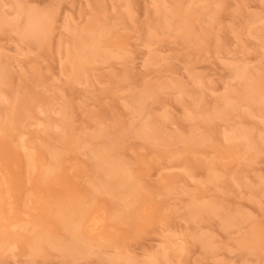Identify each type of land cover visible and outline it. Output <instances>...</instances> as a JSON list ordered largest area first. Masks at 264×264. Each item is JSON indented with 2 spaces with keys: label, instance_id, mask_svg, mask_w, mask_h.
<instances>
[{
  "label": "rangeland",
  "instance_id": "374dc122",
  "mask_svg": "<svg viewBox=\"0 0 264 264\" xmlns=\"http://www.w3.org/2000/svg\"><path fill=\"white\" fill-rule=\"evenodd\" d=\"M163 1L0 0V264H264V0ZM175 6L188 36L163 22ZM27 13L46 34L22 37ZM83 37L98 56L77 55ZM250 83L259 101L235 105ZM205 124L220 134L193 144ZM99 154L133 186L109 190ZM193 201L212 208L191 219ZM64 213L88 254L61 249Z\"/></svg>",
  "mask_w": 264,
  "mask_h": 264
},
{
  "label": "bare ground",
  "instance_id": "6f19581e",
  "mask_svg": "<svg viewBox=\"0 0 264 264\" xmlns=\"http://www.w3.org/2000/svg\"><path fill=\"white\" fill-rule=\"evenodd\" d=\"M98 1V0H97ZM166 1V0H165ZM165 1H163V2H165ZM183 1V0H182ZM191 1V0H190ZM194 1V0H193ZM198 1V0H197ZM158 2V1H157ZM178 1L176 0V3H177ZM179 2H181V0H179ZM223 2H224V0H217V4L219 5H221V4H223ZM168 3V2H167ZM183 2H181V4H182ZM192 3V5H193V3H196V1H194V2H191ZM96 4V3H95ZM158 4H159V2H158ZM157 4V5H158ZM161 4H162V2H161ZM180 4V5H181ZM166 5V2H165V4H164V6ZM179 5V4H178ZM179 5V6H180ZM184 5V4H183ZM182 5V6H183ZM195 5V4H194ZM168 6V5H167ZM179 6L178 7H176V9L172 12V13H170V16L169 17H166V15H164L166 18H164V16L162 17V18H164L163 20V22L165 23V25H166V27L169 29V27H173V25H171L172 24V22L173 21H171L173 18H177L176 20H174L175 22H174V24L176 23V25H179V23L178 22H176V21H179L180 22V25L178 26V28L177 29H175L176 30V32H178L179 34H181V35H189V34H191L190 32H193L194 31V28H193V26H192V20H190L189 19V17H185V15L187 14V15H189L188 14V12H184L183 11V8L184 7H182V10H181V12H184V13H180V8H179ZM96 7H99V5H98V3H97V5H96ZM193 7V6H192ZM162 8H163V6H162ZM160 9L161 11H166L167 12V10H169L170 8H169V6L168 7H165V8H163V9ZM169 8V9H168ZM172 8H174V7H172ZM189 9H191V7L189 8ZM99 10V9H98ZM185 14V15H184ZM184 15V16H183ZM186 15V16H187ZM256 16H258V14L256 15ZM49 17V16H48ZM48 17H45V16H38V15H36L35 13H27V16H25V20H24V26L22 27V37L25 39V38H30V37H32V38H36L37 37V35L38 34H40V32H42L43 34L42 35H44V33L46 34V32L48 31V28H47V25L49 24H47V21H49L48 19ZM48 18V19H47ZM191 18H192V16H191ZM260 18V17H259ZM253 19H256V17L254 16V18ZM199 20V19H198ZM261 19H259V21H260ZM195 21H196V19H195ZM194 21V22H195ZM255 21V20H254ZM257 21H258V18H257ZM257 21H256V23H257ZM261 22V21H260ZM173 28H175V26L173 27ZM171 29V28H170ZM39 38H40V35L38 36ZM37 37V38H38ZM93 37V36H92ZM79 38H82V36L81 37H79ZM78 38V39H79ZM91 38V37H90ZM94 38H95V36H94ZM93 38V39H94ZM88 39V38H87ZM86 38L84 39V37H83V42H81L82 44L85 42V44H83V45H81L80 46V42H78L77 43V45H78V56H81V55H84V56H87V54H88V56H90L91 57V55H92V57H94L95 55L96 56H98L97 55V53L99 54V52H101V49H99L100 51H98V49H97V46H96V43L95 42H93V40H87ZM96 40H97V38H95ZM79 40H81V39H79ZM86 40V41H85ZM99 40V39H98ZM76 41H78L77 39H76ZM75 41V42H76ZM93 42V43H92ZM95 43V44H94ZM99 43V42H98ZM81 48V49H80ZM101 48V47H100ZM80 54V55H79ZM90 54V55H89ZM77 56V57H78ZM153 59H155V58H153ZM148 60H150V61H148ZM147 61L149 62L148 64L150 65V62L151 61H153V63H151V65H155L154 64V62H156V61H154V60H151V58L150 59H148ZM244 64H246V63H244ZM243 64V65H244ZM241 67V66H240ZM240 67H237L236 68V70H234V77H237V78H239L242 74H243V72L245 71L244 70V68H246V67H242V68H240ZM239 68V69H238ZM72 70V78L73 79H75L76 81L78 80V76L80 75V73L79 72H77V70L75 69V68H72L71 69ZM75 70V71H74ZM247 70V69H246ZM70 74V75H71ZM245 74V73H244ZM71 78V79H72ZM245 79H246V77H244ZM72 79V80H73ZM245 79H244V82H245ZM248 80V79H247ZM251 80V79H250ZM250 80H248V83L249 82H251ZM247 83V84H248ZM242 84V83H241ZM247 84H245L244 85V89L242 90V94H239L238 96L239 97H236V95H234L236 98H237V100H236V104L235 105H237L238 104V102H239V100H241V101H248V102H252V101H259V97L255 94V90H254V88H253V85H251L252 83H250V85H247ZM147 88V87H146ZM149 88H151V87H149ZM153 88V87H152ZM155 89V88H154ZM144 90H146V89H144ZM149 90H152V89H149ZM147 91V90H146ZM146 91L144 92L145 93V95L148 97V98H145V99H149V96H150V98H151V94H150V91H148L147 93H146ZM143 92V91H142ZM152 92V91H151ZM182 92V91H181ZM231 92V91H230ZM236 92V91H235ZM154 93V92H153ZM237 94L239 93V90L236 92ZM235 93V94H236ZM232 94V93H231ZM144 96V94H142V93H140V96ZM228 96H230V95H228ZM227 96V101L224 99V97H223V102L222 101H220L223 105H224V107H225V109H223L222 107H219V110H220V108L221 109H223V110H220V111H222V112H220L221 114H224V115H227V114H230V112H236L235 111V109L233 110L232 108H236V107H233L234 105L232 104V103H234V102H231V108H230V106H228V104H226V103H228V101H229V98L230 97H228ZM231 96H233V95H231ZM136 97V96H135ZM135 97H133L134 99H135ZM137 97H139L138 95H137ZM234 97V98H235ZM226 98V97H225ZM257 98V99H256ZM142 99V97H139L138 99L136 98L135 100H139V102L138 101H136V102H138V103H142V102H140V100ZM144 99V98H143ZM231 99V98H230ZM28 100V99H27ZM26 101V100H25ZM142 101V100H141ZM143 102H145V101H143ZM224 102H225V104H224ZM230 102V101H229ZM219 103V102H218ZM143 104V103H142ZM230 104V103H229ZM138 105V104H137ZM226 105V106H225ZM233 105V106H232ZM145 106V105H144ZM220 106V105H219ZM218 107V106H217ZM241 108V107H240ZM22 110V107H16V109L13 111V113L11 114V116H12V120H14L15 121V119H17V120H22L24 117H22L21 116V111ZM217 111H218V109H217ZM232 112V113H233ZM226 113V114H225ZM66 115H67V110L65 109V110H63L61 113H60V117H61V119L63 120V119H65V117H66ZM217 115H218V113H217ZM216 115V116H217ZM10 116V117H11ZM22 118H21V117ZM219 116V115H218ZM216 118V117H215ZM223 119V118H222ZM66 120V119H65ZM64 120V121H65ZM221 120V119H220ZM225 120V119H224ZM59 122H60V120H59ZM206 122V121H205ZM226 122V121H225ZM64 123V122H63ZM144 124H145V122H144ZM148 124V123H147ZM143 125V124H142ZM142 125H140V126H142ZM203 125V124H202ZM205 125L207 126V128L205 127ZM204 125V127H202L203 129H205V130H203V132L205 131V135H204V137H203V135H201V134H204L203 132L200 134L201 135V137L198 135L197 137H199L198 139H199V141H196L195 142V138L191 141L193 144H195V145H200V144H203V143H205V141L206 142H208V140L209 141H211L212 139L211 138H213L212 136H214V134H216L217 135V133H218V131L216 130H214V127H212V125H207V124H205ZM65 126V125H64ZM139 126V127H140ZM151 126H153V125H151ZM215 126V125H214ZM62 127H63V125H62ZM145 127V126H144ZM143 127V130H141V132H139V134L141 133V134H143V135H145L146 136V139H150V141L153 139V140H155L154 138H156V139H158L159 137V135L157 134V137L155 136L154 137V134L152 133V128H144ZM150 127V126H149ZM221 127H222V125H221ZM154 128V127H153ZM139 129V128H138ZM140 129H142V128H140ZM149 129V130H148ZM151 130V131H150ZM240 130H241V128H240ZM244 130V129H243ZM224 131V130H223ZM219 132H221V131H219ZM226 132V131H225ZM224 132V133H225ZM231 132V131H230ZM239 132V131H238ZM242 132V131H241ZM249 133H250V131H248ZM137 133H138V130H137ZM223 133V134H224ZM235 133V132H234ZM229 134L230 136H227V135H225L224 134V139H223V143H227L228 145H233L234 143H233V141L235 140H238L239 138H242V137H246L247 135H249V133L247 134V135H245L244 133H246V132H242V134H243V136H242V134H237V133H235V134ZM207 134V135H206ZM218 134H220V133H218ZM153 135V136H152ZM245 135V136H244ZM142 136V135H141ZM251 136H253V135H251ZM196 137V138H197ZM203 137V138H202ZM223 136H222V134H221V138H222ZM248 137V136H247ZM250 137V136H249ZM248 137V138H249ZM210 138V139H209ZM218 138V137H217ZM248 138H247V140H248ZM201 139V140H200ZM214 139V138H213ZM246 139V138H245ZM251 139V138H250ZM253 139V138H252ZM111 147V146H110ZM236 149H237V147H236ZM227 155H229V154H231L230 153V147H229V149H227ZM100 155V154H99ZM33 159H34V157H33ZM99 160H98V164H97V167L96 168H99V169H101L102 171H104L105 173L104 174H106L107 175V179L106 180H108V179H110L109 181H108V183H106V185H109V187L110 186H112V187H108L109 188V190H112V188H113V190L116 188V187H118V183H119V186H122L123 188H125V187H128V186H130V187H132L133 185H129V184H127V183H129L128 182V173H126L125 174V170H122L123 168V166L122 167H119L118 166V164H117V162H116V166L118 167V169L114 166L115 164H113V162H114V160H113V158H111V156L109 157V156H105V155H100L99 156V158H98ZM116 160V159H115ZM33 161V160H32ZM199 165H200V163L199 162H196V163H193L192 165H190V167H189V170H191V171H194V169H197V168H199ZM209 166V165H208ZM121 168V169H120ZM208 169H210L209 167H208ZM210 170H212V169H210ZM125 171V172H124ZM214 171V170H213ZM212 171V172H213ZM211 177H213L212 175H211ZM211 177H209V178H211ZM113 179V180H112ZM213 179V178H212ZM114 180H116V181H114ZM213 180H217L216 178H214ZM112 181V182H111ZM111 183V184H110ZM112 183H113V185H112ZM116 183V184H115ZM177 183V181H175V180H169V181H166L165 182V185H164V187L165 188H172L173 189V184H176ZM5 184L6 183H4V186H5ZM115 184V185H114ZM133 184V183H132ZM128 185V186H127ZM7 187V186H6ZM121 187V188H122ZM164 188V189H165ZM110 192V191H109ZM4 195L6 196V199L7 200H9L10 198H8L9 197V192H8V190L6 189V192H4ZM190 196H192V195H190ZM196 198V197H195ZM193 199V198H192ZM197 199V198H196ZM130 201V200H129ZM131 202H133V201H131ZM131 202H129V204H128V206L127 207H129L130 205H131ZM209 203H207V204H196V202L194 203V201H193V203L191 202V206H190V208L188 209V212H187V214H188V217L189 218H191V219H193V218H196V217H198L199 218V216H203V214H205L209 209H211L212 207H210L209 205H208ZM73 208V207H72ZM75 208V207H74ZM74 208L73 209H69V211L70 212H73V211H75L76 212V209L74 210ZM62 209V208H61ZM60 211H68V210H60ZM75 212H73L74 214H75ZM205 212V213H204ZM61 214V213H60ZM65 214V213H64ZM63 214V216L65 217V219H66V221H64L65 219L64 218H62L63 219V221L65 222V225L66 226H68L67 228H69L70 229V233H72V236H71V240H70V242L68 243V245L67 246H61L62 248V250L64 251V252H66V253H69V254H73V255H86V254H88L89 252H90V249H89V246L87 245V244H83L82 243V241L80 240V235H79V232H78V228H79V226L78 225H75V220L73 219V218H71V217H73V216H68L67 214H65L64 215ZM75 215H77V214H75ZM62 216V217H63ZM82 219V217L81 216H79V219H77V222H80V220ZM74 231V232H73ZM166 250V249H165ZM155 261V260H154Z\"/></svg>",
  "mask_w": 264,
  "mask_h": 264
}]
</instances>
